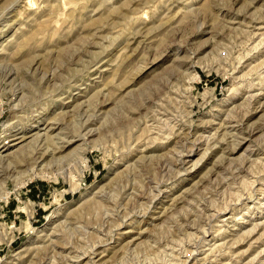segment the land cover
<instances>
[{
  "label": "rangeland",
  "instance_id": "374dc122",
  "mask_svg": "<svg viewBox=\"0 0 264 264\" xmlns=\"http://www.w3.org/2000/svg\"><path fill=\"white\" fill-rule=\"evenodd\" d=\"M0 159V264H264V0H0Z\"/></svg>",
  "mask_w": 264,
  "mask_h": 264
},
{
  "label": "bare ground",
  "instance_id": "6f19581e",
  "mask_svg": "<svg viewBox=\"0 0 264 264\" xmlns=\"http://www.w3.org/2000/svg\"><path fill=\"white\" fill-rule=\"evenodd\" d=\"M14 136L15 137H11L10 139V141H12L11 143L12 144H15V143H18V142H20V141H22V139H24V136L21 134V135H15V133H14ZM39 137V136H38ZM37 138V137H36ZM35 140V139H34ZM37 140V139H36ZM35 140V141H36ZM63 142V141H62ZM68 144H70L71 143V140H69V141H66ZM9 143V142H8ZM39 144V143H38ZM35 145V144H34ZM46 145V144H45ZM60 145V144H59ZM45 148V147H44ZM47 148V147H46ZM62 148H65V145L63 144V145H61V146H59V147H57L56 149H57V152L58 151H60ZM6 149V148H5ZM55 148H54V151L52 152V151H48V149H42V150H39V147L38 148H36V147H34V148H32V149H29L27 152H26V154L23 156V158H18L19 157V153H17V154H15V157H8L7 156V158H6V160H8L7 161V166H5V168L2 166V168H3V170L2 171H5V169L8 167V166H11V164H15L16 166H17V164L18 163H23L24 164V162L26 163V164H28L29 163V161L28 160H30V162L34 165V164H36V163H40L42 160H44V158H46V156L47 155H52V153H54L55 152V150H56ZM50 150V149H49ZM52 152V153H51ZM51 153V154H50ZM5 158V157H4ZM4 158L2 159V160H4ZM28 158V159H27ZM13 159H15L16 161H13ZM18 159V160H17ZM2 160L0 159V162H2ZM5 160V161H6ZM22 164V165H23ZM25 164V165H26ZM14 165V167H16ZM30 165V164H29ZM1 168V169H2ZM9 168V167H8ZM8 168H7V170H8ZM0 172H1V170H0ZM46 175V172L44 171V168H39L38 170H35L34 169V166H32L31 167V169H29L28 170V174H27V180H30V179H32V178H35V177H40V176H45ZM145 207V206H144ZM109 232V231H108ZM254 260V259H253Z\"/></svg>",
  "mask_w": 264,
  "mask_h": 264
}]
</instances>
